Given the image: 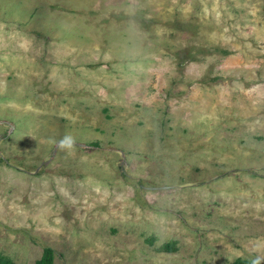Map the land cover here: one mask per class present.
<instances>
[{"label":"rangeland","instance_id":"374dc122","mask_svg":"<svg viewBox=\"0 0 264 264\" xmlns=\"http://www.w3.org/2000/svg\"><path fill=\"white\" fill-rule=\"evenodd\" d=\"M48 249L264 264V0H0V261Z\"/></svg>","mask_w":264,"mask_h":264},{"label":"trees","instance_id":"16d2710c","mask_svg":"<svg viewBox=\"0 0 264 264\" xmlns=\"http://www.w3.org/2000/svg\"><path fill=\"white\" fill-rule=\"evenodd\" d=\"M165 249H168V250H171L169 249V246H166ZM53 260H52V250L48 249L46 251V254L43 256V258L38 261L36 264H53L52 263ZM9 262L7 261H0V264H8ZM234 264H257V263H254L253 261H246V260H242V259H238L235 261Z\"/></svg>","mask_w":264,"mask_h":264},{"label":"water","instance_id":"95a60500","mask_svg":"<svg viewBox=\"0 0 264 264\" xmlns=\"http://www.w3.org/2000/svg\"><path fill=\"white\" fill-rule=\"evenodd\" d=\"M148 189L151 190V191H161V190H164L165 188L157 187V188H148Z\"/></svg>","mask_w":264,"mask_h":264}]
</instances>
